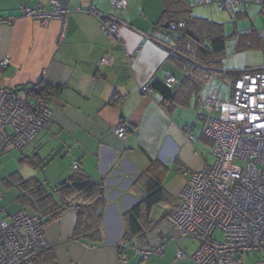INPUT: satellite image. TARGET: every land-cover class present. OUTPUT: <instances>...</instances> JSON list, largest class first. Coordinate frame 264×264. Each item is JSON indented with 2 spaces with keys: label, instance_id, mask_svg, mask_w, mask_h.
<instances>
[{
  "label": "crops",
  "instance_id": "1",
  "mask_svg": "<svg viewBox=\"0 0 264 264\" xmlns=\"http://www.w3.org/2000/svg\"><path fill=\"white\" fill-rule=\"evenodd\" d=\"M61 1L75 8L66 25L61 18L43 25L24 15V6L50 10L51 0H0V17L12 18L11 23L0 24V62L9 58L6 67L0 66V86L23 99H29L27 88L40 84L50 93V127L20 150V163L34 168L30 177L51 186L66 180L76 170L102 183V211L99 214L97 210L102 223L95 227L93 237L88 231L83 233L80 225L81 230L76 232L78 209L73 206L44 225L56 262L172 264L177 259L179 239L175 240V247L167 245L162 255L153 258L151 254L140 257L136 249L151 248L165 236L176 234L170 220L173 203H180L191 172L202 168L203 158L210 162L209 147L214 148V141L205 133L207 125L203 123L200 127L198 121L204 119L208 123L210 119L209 97L231 99L236 78L223 73L206 82L196 78L186 82V70L173 55L180 49L183 32L171 30L167 25L162 29L158 26L165 22L166 0H124L122 8H116L113 0ZM175 1L188 16L199 18L191 29L204 39L208 38L209 22L219 26L226 40L224 56L228 46L234 50L230 56H262L235 71L263 65L264 51L258 47L236 51L234 35L264 31V0H249L242 11L219 10L213 4H201L200 0ZM88 9L118 15L133 28L120 26L118 37L111 39L99 18ZM192 40H188L189 45L198 44ZM232 41L234 46L229 43ZM125 52L132 54L133 60ZM106 54L112 60L101 64ZM167 72L177 79L172 86L178 94L173 102L165 100L156 90L151 96L141 92L145 84L164 82ZM219 81L230 84L229 97L225 93L221 96L215 88L209 89ZM124 122L129 124V132L123 139L114 129ZM187 127L193 129L194 140L186 137ZM153 175L160 178L163 192L170 198L144 213V219L148 218L151 225L147 223L144 236L135 238L134 245L129 244L121 253L124 213L146 196V181ZM18 195L19 190L2 198L4 213L0 212V218L22 210L34 214L18 200Z\"/></svg>",
  "mask_w": 264,
  "mask_h": 264
},
{
  "label": "built area",
  "instance_id": "2",
  "mask_svg": "<svg viewBox=\"0 0 264 264\" xmlns=\"http://www.w3.org/2000/svg\"><path fill=\"white\" fill-rule=\"evenodd\" d=\"M248 1L199 2L213 4L219 10L242 11ZM51 2L48 11L39 6H24V15L43 25L53 18H61L66 25L75 8L61 0ZM113 4L122 8L125 1L113 0ZM86 11L99 18L111 39L118 37L120 26L132 27L118 15ZM11 19L0 17V24L11 23ZM179 25L183 26L184 22L180 21ZM260 34L264 37V31ZM124 54L133 60L132 54ZM111 60V55L106 54L100 63L107 64ZM8 63L9 58L5 57L0 66L4 68ZM176 80L174 75L164 74L168 87ZM35 87L27 91L29 99H23L0 86V154L9 147L24 149L42 130L50 127V93L43 86ZM141 92L151 96L155 89L148 83L141 87ZM207 105L211 111H218L217 116L210 117L205 130L214 141V161L203 158L202 168L191 172L180 203L170 215L176 234L165 236L151 248L136 251L142 258L152 253L162 255L170 241L192 238L199 241L192 256L198 264H264V63L258 69L240 72L234 81L231 99L209 97ZM114 131L124 139L128 136L129 124L120 123ZM184 131L188 139L194 140L192 128ZM180 167L187 171L185 166ZM1 198L0 194V201ZM0 212L4 213L1 203ZM49 246L44 225L37 215L22 210L0 218V264H30ZM185 255V251L178 248L177 258Z\"/></svg>",
  "mask_w": 264,
  "mask_h": 264
},
{
  "label": "trees",
  "instance_id": "3",
  "mask_svg": "<svg viewBox=\"0 0 264 264\" xmlns=\"http://www.w3.org/2000/svg\"><path fill=\"white\" fill-rule=\"evenodd\" d=\"M179 1L181 3V0ZM166 4L167 8L164 10L163 16L165 22L160 23L158 26L161 29L163 25H167L171 30H182L184 41L182 40L179 51L177 49L176 52H173V55L186 70V82L191 78L206 82L213 76H223V73L236 78L241 71L225 72L220 70L222 58L226 50V40L219 26L209 22L206 28V31L209 32L208 38L204 39L203 36L197 35L191 29L192 23L198 21L195 19L199 18L188 16V12L182 10L180 5L175 4L173 0H166ZM174 12L176 15L173 14ZM200 20L204 21L201 18ZM180 21L184 22L183 26L179 25ZM173 23H175V27H172ZM234 37L237 38L236 51L256 47L264 51V37L261 36L260 32L250 30L240 32L237 36L234 35ZM165 38L168 39V36L166 35ZM187 39H193L198 44L194 46V44L190 43L191 45H189ZM151 84L156 91L163 95L165 100L173 102L176 99L178 94H176L172 87H168L165 82L155 80ZM37 86L42 87L43 85L40 84ZM34 88L36 87L32 86L27 89L31 90ZM17 176L15 172L10 177L11 180L14 179V183L17 180L19 188L18 200L30 207L34 214L40 218L43 225L58 218L65 209L73 206L78 209L79 220L76 232L78 233L82 227L83 233L88 231L92 237L94 236L96 232L95 227L102 223V217L97 214V210L103 202L101 182L91 180L86 175L77 172V170L73 175L55 186H51L48 182L41 181L36 177L24 178ZM146 185V196L124 213L125 232L122 238L124 245L122 244L119 247L121 253L124 252L123 248L127 249L129 244L134 245L133 241L135 238H142L144 236V226L147 223L151 225L152 222H148V218H146L147 220L144 219V213H149L152 207L160 203H165L170 198L163 192L161 180L158 176H151L146 181ZM178 205L177 202L173 203V208L170 213L174 212ZM98 239L101 240L102 236ZM30 264L58 263L56 262L52 247L49 246L39 252Z\"/></svg>",
  "mask_w": 264,
  "mask_h": 264
},
{
  "label": "rangeland",
  "instance_id": "4",
  "mask_svg": "<svg viewBox=\"0 0 264 264\" xmlns=\"http://www.w3.org/2000/svg\"><path fill=\"white\" fill-rule=\"evenodd\" d=\"M234 46V42H229ZM230 44V45H231ZM231 45V46H232ZM231 53H234V50H230L229 46H228V51H227V56H224L223 62L220 65V70H228V71H235L236 69H242L245 66H247L249 63L255 62L257 60H259V57L262 59V56H252V58H249V56H230ZM180 72L181 69H177ZM215 82V81H214ZM209 87V86H207ZM206 87V88H207ZM230 84H228L227 82H222L219 81L218 83H214L212 84L209 89H213L215 88V90H217V92L220 93V95L224 96V93L229 94L230 91ZM204 113H207L206 111ZM208 115L210 117L212 116H217L218 115V111L214 110L211 112H208ZM212 115V116H211ZM208 117V118H210ZM204 119H200L199 122V126L201 127L204 123L203 126H206L208 123L206 121L203 122ZM209 121V120H208ZM212 147H209V152H208V156L210 159V162L214 161V155L212 154L213 150H211ZM8 149L5 150V152H3L2 154H0V194L2 195V198L8 194V192L12 195L14 192H17L19 190L18 188V184H17V180H15L14 183V179L11 180V174L15 173L19 176L22 177H30L33 176L35 173V170L33 167L29 166V165H22L20 163V150L17 148H13V149ZM236 164L241 165L242 163L239 161H235ZM1 198V199H2ZM9 200L11 199L10 196H8ZM4 201V199H2L0 202L2 204V202ZM169 237H171V235H169ZM180 240V249L182 248V250L186 251V255L183 258H177L176 260H174L175 262H173L174 264H198L196 260L193 259V254L195 253L197 247L199 246V241L194 240L192 238H185V239H179ZM177 240V241H179ZM176 241H170L169 243H167L168 246H174L175 247ZM166 245V246H167ZM177 245V244H176ZM158 256L157 253H152L150 255L151 258ZM141 257V256H140ZM185 259V262H181V260ZM192 260V261H191ZM172 263V264H173ZM170 264V263H168Z\"/></svg>",
  "mask_w": 264,
  "mask_h": 264
},
{
  "label": "water",
  "instance_id": "5",
  "mask_svg": "<svg viewBox=\"0 0 264 264\" xmlns=\"http://www.w3.org/2000/svg\"><path fill=\"white\" fill-rule=\"evenodd\" d=\"M101 211H102V208L100 207V208L98 209V213L100 214V213H101Z\"/></svg>",
  "mask_w": 264,
  "mask_h": 264
}]
</instances>
